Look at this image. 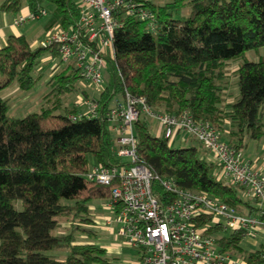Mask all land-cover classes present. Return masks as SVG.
<instances>
[{
    "label": "trees",
    "instance_id": "trees-1",
    "mask_svg": "<svg viewBox=\"0 0 264 264\" xmlns=\"http://www.w3.org/2000/svg\"><path fill=\"white\" fill-rule=\"evenodd\" d=\"M42 1L3 0L0 9L15 14L27 5L36 11ZM47 1L54 4L48 26L77 17L74 0ZM144 7L154 15L152 28L128 16L114 31L94 115L86 116L78 106L55 112L60 96L79 85V71L71 64L59 67L58 62L52 68L47 83L54 101L38 112L10 116L9 100L0 94V264L112 263L105 247L88 240L95 234L88 229L90 206L96 199L107 201L111 187L84 174L89 155L95 163L119 164L108 112L126 92L143 96L157 111H186L219 132L229 123L227 141L237 148L245 147V137L264 141V56L237 65L232 72L238 96L225 106L228 110L221 107L226 64L264 47V0H144ZM45 53L58 55L55 46L32 47L24 35L7 36L0 47V90L12 83L23 91L32 88ZM151 121L141 116L133 129L140 162L160 179L172 178L181 188L209 194L239 212L256 208L237 186L216 179L199 141L188 137L186 145L175 147L151 132ZM153 188L163 192L157 182ZM201 219L212 223L210 216ZM207 232L218 235L220 250L241 256L246 264H264L262 243L254 250L244 248V232H225L218 224ZM54 250H64V258L51 254Z\"/></svg>",
    "mask_w": 264,
    "mask_h": 264
},
{
    "label": "built area",
    "instance_id": "built-area-1",
    "mask_svg": "<svg viewBox=\"0 0 264 264\" xmlns=\"http://www.w3.org/2000/svg\"><path fill=\"white\" fill-rule=\"evenodd\" d=\"M74 1L77 17L66 25L55 23L40 44H55L59 67L71 63L79 71V84H93L99 93L105 82V58L113 54V35L121 17L146 20L152 28L154 15L144 7V0ZM45 13L44 9L19 13L12 22L22 26ZM84 104L83 114L96 113L94 98H86ZM141 116L156 121L168 139L181 133L185 139L190 136L199 141L206 160L214 165L215 176L237 186L244 200L261 206L239 212L209 194L181 188L172 178L160 179L138 158L133 125ZM108 120L119 164L93 163L84 176L111 187L105 208L112 216L105 219L104 227L136 251L137 259L129 264H246L241 256L220 250L218 235L207 232L213 223L201 218L211 216L225 232L237 230L251 238H264V165L254 166L241 148L221 138L208 122L195 120L186 111L171 114L154 110L143 96L126 92L116 98ZM155 182L163 192L154 190ZM261 243L264 247V239Z\"/></svg>",
    "mask_w": 264,
    "mask_h": 264
},
{
    "label": "rangeland",
    "instance_id": "rangeland-1",
    "mask_svg": "<svg viewBox=\"0 0 264 264\" xmlns=\"http://www.w3.org/2000/svg\"><path fill=\"white\" fill-rule=\"evenodd\" d=\"M156 2L163 4L167 0H155ZM41 7L45 9L47 14L40 16L34 21H30L26 23V26H31L30 29H28L32 34H34L37 42H43L46 39V30L45 26L48 24L49 20L52 16V11L54 9V4L47 0H43L41 3ZM26 9H22L21 13H24ZM184 11L187 12V9ZM11 15V13H9ZM49 30V29H48ZM260 56H264V47L259 48L257 50H251L246 52L241 58L233 61H229L226 64V89L224 91L223 95V102L221 104V107L224 110H228L226 105L228 103L232 102L235 97L238 96V88H237V78L235 74L232 72L234 69H236L237 65L241 64L244 60H257ZM59 61V55L52 57L49 55V53H45L42 58L41 62L43 67V71L39 72V69L36 68L34 71V76L41 73L40 78L37 80L35 85L28 89L27 91L20 90V92L15 93L12 95L9 99V110L8 113L10 116L13 117H24L29 113L38 112L41 110L42 107H46L51 105V103L54 101L53 95H49L51 91V86L47 83V80L50 78L51 70L52 68L58 63ZM42 67V66H40ZM105 78L107 77V74L105 73ZM14 85H17V83H12L10 85V89L13 88ZM84 93L87 94V96L84 97ZM98 95V92L95 90V86L93 84H89L88 82L83 84H79L78 87L73 90L71 93H66L60 96V102H61V108H58L55 110L56 113H61L65 109H70L71 107L80 106V104L83 102L85 103L86 98H96ZM119 99L121 97H118ZM81 108L84 109L86 106L81 105ZM263 120H264V114H263ZM225 129L222 132H219L221 137L227 141V138L229 136V132L231 131V128L229 126V123H225ZM150 130L154 135H161V128L159 124L156 121H151L150 123ZM173 146H183L186 145V143H182L179 141V137L175 139V142L172 143ZM244 156L251 160L254 166H261L264 165V141H256L254 139H250L248 137H245V147L241 148ZM89 165H92L95 163V160L92 155H89L88 157ZM95 205L96 210H93V212L96 215H100L102 217L105 216H112V214L106 210V200L104 199H96L93 203ZM252 206H261L257 202L251 201ZM99 223V222H98ZM67 226L68 223H64V226ZM112 226L114 228H117L118 225L116 223H112ZM104 225L101 223L99 224H91L89 230L93 231L95 234L93 236L88 237V240H90V243L98 244L99 246L109 248L115 243L118 245L119 250L109 251L107 255L112 260L111 264H122L127 263L129 264L130 261L136 260L137 255L136 251L133 248L127 247L124 244H122L120 241L113 238L112 234H109L105 230H103ZM80 236V234H78ZM82 236V235H81ZM80 238V237H79ZM262 236H258L256 238H251L249 236H245L242 239V246L248 250H254L257 248L258 244L263 241ZM85 238H82L81 241H84ZM51 254L56 256L59 259L64 258L65 251L64 250H54L51 251Z\"/></svg>",
    "mask_w": 264,
    "mask_h": 264
},
{
    "label": "crops",
    "instance_id": "crops-1",
    "mask_svg": "<svg viewBox=\"0 0 264 264\" xmlns=\"http://www.w3.org/2000/svg\"><path fill=\"white\" fill-rule=\"evenodd\" d=\"M3 0H0V3L2 2ZM41 3L42 2H40L38 5L39 6H41ZM22 9H26V11L24 12V13H26V12H29V11H32L30 8H28V6L27 5H24L23 7H22ZM21 9V10H22ZM21 10H19L17 13H15V14H13V13H11V15H9V12H5V11H3V10H1L0 9V47H2V46H4L5 45V42H6V38H7V36H9V35H16V36H18V35H24L27 39H28V41H29V43H30V45L32 46V47H37V46H42L40 43L41 42H37L38 40L35 38L36 36L34 35V34H32L28 29H30L31 28V26L29 25V26H26V23L27 22H30V21H34V20H36L37 18H39V17H37L36 19H34V20H30V21H27L24 25H22V26H15L14 24H13V18L17 15V14H19V13H21ZM45 14H47V12L45 13ZM45 14H43V15H45ZM42 16V15H41ZM57 22H59V23H61V21H59V20H57V21H55L51 26H48V24H49V22H48V24L45 26V30L47 31L49 28H51L55 23H57ZM62 24V23H61ZM58 56V55H57ZM59 62V61H58ZM41 69H39V72H42L43 71V65L41 64ZM105 73H106V70H105ZM104 73V74H105ZM50 76H51V74H50ZM10 87V85L9 86H7V87H4V88H2L1 90H0V94L2 95V97L4 98V99H10V97L12 96V95H14L15 93H18V92H20V89L18 88V86L17 85H14L13 86V88L12 89H10L9 88ZM85 106V105H84ZM77 108V107H76ZM79 111H86V108H84V109H82L81 108V106L80 107H78L77 108ZM177 137H179V141L180 142H182L183 143V141H181L182 140V137H183V135L181 134V133H179L175 138H172V139H170L169 141H170V143H173V142H175V139L177 138ZM189 136H186V140H187V138H188ZM186 140L184 141V143L186 142ZM91 217H92V225L95 223V224H99V223H101L102 225H104V221H105V219L107 218V217H110V216H105V217H102V216H100V215H96L94 212H93V210H96V209H94L95 208V205H93V204H91ZM107 210V209H106ZM108 211V210H107ZM99 222V223H98ZM113 227V226H112ZM103 230H105L106 232H108L109 234H112V236H113V238H114V235H113V232L111 231H107L106 229H105V227H103ZM83 236H85V235H83ZM85 238V237H84ZM115 239V238H114ZM107 249V253L109 252V251H114V249L115 250H119V248H118V245L115 243V245H113V246H111V247H109V248H106Z\"/></svg>",
    "mask_w": 264,
    "mask_h": 264
},
{
    "label": "bare ground",
    "instance_id": "bare-ground-1",
    "mask_svg": "<svg viewBox=\"0 0 264 264\" xmlns=\"http://www.w3.org/2000/svg\"><path fill=\"white\" fill-rule=\"evenodd\" d=\"M39 9H43L41 6H39L38 5V7H37V9H36V11H38ZM45 10V9H44ZM36 11H34V12H36ZM41 16V15H40ZM50 46H55L56 48H57V46L55 45V44H51ZM57 52H58V49H57ZM58 55H59V53H58ZM105 61H106V66H107V58H105ZM66 64H71V63H66ZM104 75V74H103ZM104 77H105V75H104ZM105 80H106V78H105ZM137 121V120H136ZM201 121V120H200ZM203 122H206V121H203ZM209 123V122H208ZM210 124V123H209ZM211 125V124H210ZM212 126V125H211ZM213 127V126H212ZM214 128V127H213ZM217 132H218V134L220 135V133H219V131L216 129V128H214ZM161 135L164 137V134H163V131H162V129H161ZM190 137V136H189ZM220 137H221V135H220ZM164 138H166V137H164ZM222 138V137H221ZM166 139H168V138H166ZM168 140H170V139H168ZM186 139L184 138V137H182V140L181 141H185ZM114 141H115V139H114ZM228 142V141H227ZM229 143V142H228ZM230 144V143H229ZM232 145V144H231ZM234 146V145H233ZM216 179L217 180H219V181H221L222 179L221 178H218L217 176H216ZM223 182V181H222ZM159 185V184H158ZM160 187V186H159ZM161 188V187H160ZM186 190H190V189H186ZM191 191H195V190H191ZM197 192H201V191H197ZM209 216V215H208ZM211 217V216H210ZM212 218V217H211ZM213 219V218H212ZM211 219V222L213 223V224H217V222H213V220ZM128 247V246H127ZM230 253V252H229Z\"/></svg>",
    "mask_w": 264,
    "mask_h": 264
}]
</instances>
